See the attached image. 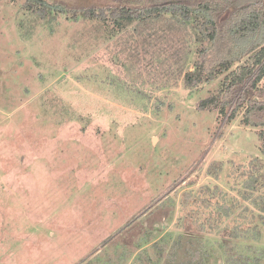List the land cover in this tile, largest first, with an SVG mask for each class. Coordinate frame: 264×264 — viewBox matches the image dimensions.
<instances>
[{"label": "rangeland", "instance_id": "obj_1", "mask_svg": "<svg viewBox=\"0 0 264 264\" xmlns=\"http://www.w3.org/2000/svg\"><path fill=\"white\" fill-rule=\"evenodd\" d=\"M45 1L71 8L0 0V264H184L185 233L222 264L235 227V250L259 245L260 128L200 106L225 76L186 84L194 30L73 9L149 0Z\"/></svg>", "mask_w": 264, "mask_h": 264}, {"label": "trees", "instance_id": "obj_2", "mask_svg": "<svg viewBox=\"0 0 264 264\" xmlns=\"http://www.w3.org/2000/svg\"><path fill=\"white\" fill-rule=\"evenodd\" d=\"M120 1L136 6L143 2ZM26 7L39 11L44 16L53 8L57 11H60V7L71 8L64 3L52 6L45 0H27ZM229 8H232L230 16L221 22V16ZM73 9L87 12L91 18L104 22L110 20L115 29H123L134 21L144 22L170 14L193 29L195 40L199 44L196 49L198 58L194 61V69L185 72L186 84L196 86L211 83L224 75L221 93L201 101L200 106L206 108L214 104L221 108L225 117L230 106H233L229 118L227 117L229 120L236 117L240 107L245 106L242 121L245 125L260 128V150L264 154V102H257L255 99L264 95V0H149V5L142 8L120 4L106 9L96 6ZM108 9L111 11L110 16L105 14ZM243 58L246 61L234 68L235 63ZM260 212L264 234V198L260 204ZM240 231L247 230L235 227L228 233L230 242H220L224 250L222 256H226L222 264H264V237L257 240L259 245L249 242L245 245L246 250L241 249L239 253L235 250V239L239 238ZM175 239L172 244V249L175 250L173 256H177V251L183 249L184 264L210 262L211 251L207 250L204 241L196 240L201 239L200 237H190L185 233Z\"/></svg>", "mask_w": 264, "mask_h": 264}, {"label": "water", "instance_id": "obj_3", "mask_svg": "<svg viewBox=\"0 0 264 264\" xmlns=\"http://www.w3.org/2000/svg\"><path fill=\"white\" fill-rule=\"evenodd\" d=\"M229 13V11L227 12V14ZM257 101H263L264 102V96L262 98H257Z\"/></svg>", "mask_w": 264, "mask_h": 264}]
</instances>
